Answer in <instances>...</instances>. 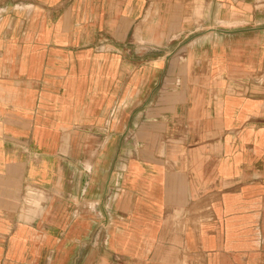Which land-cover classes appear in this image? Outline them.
I'll return each mask as SVG.
<instances>
[{
    "label": "crops",
    "instance_id": "obj_1",
    "mask_svg": "<svg viewBox=\"0 0 264 264\" xmlns=\"http://www.w3.org/2000/svg\"><path fill=\"white\" fill-rule=\"evenodd\" d=\"M0 264H264V0H0Z\"/></svg>",
    "mask_w": 264,
    "mask_h": 264
}]
</instances>
